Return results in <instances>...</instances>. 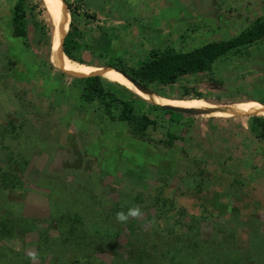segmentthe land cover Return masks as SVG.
Masks as SVG:
<instances>
[{"label":"rangeland","instance_id":"374dc122","mask_svg":"<svg viewBox=\"0 0 264 264\" xmlns=\"http://www.w3.org/2000/svg\"><path fill=\"white\" fill-rule=\"evenodd\" d=\"M68 1L76 9L81 28L103 26L111 31L113 52L130 66L146 62L153 50L187 52L231 39L264 16V0ZM36 3L53 38L57 18L52 7L47 0ZM12 8L13 1H0V264H33L28 256L31 251L38 254L37 264H135L132 252L140 250L142 242L152 244L159 234H166L161 228L169 219L157 211L160 195L174 202L169 222H175L181 209L188 218L204 214L208 221L203 223L202 234L209 237L216 221L236 216L238 224L230 226L238 235V251L247 256L250 250L255 255L264 250L263 241L255 245L250 239L254 229L245 225L252 218L260 219L264 235V141L259 144L250 141L253 138L234 135L248 128V116H264V109H254L264 107V42L231 52L210 72L182 77L162 88L163 96L153 92L191 107H231L240 111L233 117L244 118L201 121L196 125L197 135L181 131L186 142H176L171 151L160 149L151 162L148 154L139 153L132 144L127 151L124 145L113 151L114 129L100 132L105 124L97 125L100 118L92 108L80 113L69 93L60 96L50 91L61 75L52 70L43 81L40 61L32 53L37 40L28 49L12 37ZM67 13L70 24L68 8ZM83 58L88 61L90 56ZM10 59L19 61L11 72ZM66 59L76 70L99 69ZM32 101L34 110L29 109ZM208 115L200 116L214 117ZM206 130L213 133L205 135ZM185 149L189 158L182 154ZM198 169L206 171L202 191L195 187L199 181L190 178L185 182ZM164 177L169 178L168 185L162 182ZM107 201L140 206L144 214L126 224L112 218L121 234L116 241L104 239L106 230L115 231L101 224L107 217L103 211ZM79 217L90 219V225L79 226L73 236L68 226ZM86 230L90 240L79 242ZM253 258L252 262L261 260Z\"/></svg>","mask_w":264,"mask_h":264},{"label":"trees","instance_id":"16d2710c","mask_svg":"<svg viewBox=\"0 0 264 264\" xmlns=\"http://www.w3.org/2000/svg\"><path fill=\"white\" fill-rule=\"evenodd\" d=\"M0 1L2 3L13 1L12 37L20 39L22 45L28 49H32L31 41L37 40L36 51L32 53L33 57L38 58L40 61L38 69L42 73L43 81L48 77L49 71H57L61 75L60 80L51 84L50 91L60 96L70 94L68 97H72L76 102L74 106L80 113L87 112L92 108V112L96 114V117L98 116L97 118H100L97 119V125L105 124L104 130L102 128L100 132L108 133L114 129L112 132L118 136L114 135V139H112L115 144L113 151L123 145L127 151V146L132 144L135 150L141 154H148L149 160L155 162L154 158H157V156L153 155L159 154L160 149L171 151L176 142H186L185 137L181 135V131L185 130L197 135L196 125L201 121L227 122L244 118L231 117L223 119L212 117L208 119L200 116L211 117L208 114H192L170 110L141 98L134 91L106 76L95 74L75 77L63 72L56 67L50 58L51 32L47 23L41 18L40 5L36 3V0ZM64 2L71 16L70 29L62 49L66 58L80 64L99 68L112 67L119 69L147 90L161 96L164 95L161 92L162 88L176 84L182 77L210 72L217 61L231 52L264 42V16H262L254 20L248 29L231 39L210 42L187 52L173 49L153 50L146 62L139 66H130L123 57L113 52L114 39L109 29L103 26L92 29L81 28L77 21L76 9L68 0H64ZM87 17L96 19L95 16L87 15ZM85 54L90 56L88 61L83 58ZM17 64H19L18 59H10L7 66L8 71L15 70ZM33 64L38 66L36 62ZM35 83L36 81L32 83L33 90H35ZM35 108L36 106L32 101L29 109L34 110ZM247 118L250 121L248 128L238 131L239 134L236 131L234 135H241L245 140L253 138L250 141L260 144L261 141H264V116H248ZM107 121L108 123H106ZM253 125L258 127L254 128ZM210 132L206 130L205 135H210ZM192 137L194 136L192 135ZM245 140L244 142H246ZM116 145L117 147H115ZM245 145L248 146L246 143ZM188 148L195 151L192 146ZM182 154L188 158L190 157L186 149L183 150ZM262 156H264V153H262ZM232 158L231 155L227 156L228 160ZM164 159L168 161V159ZM205 175L206 171L204 169H198L191 177L187 176L185 182L190 178H192V181H199L195 187L197 190L202 191L204 190L203 178ZM168 179L167 177L162 178L164 185H168ZM186 188L191 190L189 186H186ZM159 199L158 214L170 221L171 218H168L171 212L170 206H174V202L162 195L159 196ZM116 204L107 201L106 206L103 207L107 217L102 220L101 224L106 225L108 229L114 227L112 218L116 217L117 212H126L129 208L135 207L134 204L131 206L125 205V207ZM175 209L177 210L176 207H174ZM177 214L178 217L174 223L168 221V223H165V227L161 228V231L166 233L163 237H160L159 234L155 237L156 239L152 240V244L150 240V242L144 241L139 245L140 247L138 246L140 250L135 253L132 252L133 257L130 256L132 262H136L135 264H264V250H257L256 255L253 250H250L251 252L248 251L247 256L244 252L238 251L240 249V246L237 245L238 235L235 229L230 226L231 223L238 224L236 216V218L224 220L222 223L216 221L213 226L214 233L209 237H203V223L208 221L204 214L188 218L185 209L178 210ZM72 220L70 221L72 222ZM88 221L90 219L84 217L75 219L74 223L68 226L69 232L71 231L70 233L73 236L77 235L78 227L84 228ZM260 224V219L254 220L253 218L245 224L249 227V230L254 229L250 234V239L255 245L259 242L262 243V241L264 244V235L261 234ZM113 229L115 231L112 234L106 232L107 230L105 231V240L114 239L116 241L119 238L121 234L118 227L115 226ZM88 230L81 233L79 242L90 240ZM151 247L154 250H151ZM255 256L261 260L252 262L251 260L254 261L253 257ZM208 260L210 262H207Z\"/></svg>","mask_w":264,"mask_h":264},{"label":"bare ground","instance_id":"6f19581e","mask_svg":"<svg viewBox=\"0 0 264 264\" xmlns=\"http://www.w3.org/2000/svg\"><path fill=\"white\" fill-rule=\"evenodd\" d=\"M47 1H49L50 5H51L50 8L52 7V11L57 18L58 32L60 33L61 30L63 29V33L61 35V38L58 40V42L55 46V50L53 53L54 55L52 57L54 64L60 70L66 72V73H69L71 75L80 76V77L81 76H89L90 74L95 72L99 75H103V76H106V77L111 78L113 80L127 84L136 93L146 97L147 99H149L151 101H155L156 103H158L164 107L174 109V110H179L182 112H193V111H199L200 112L201 111V112H205L208 114L217 115V116H221V117L235 116V115L240 114V111L232 109L231 107H227V106H214V107H210V108H208L207 106L191 107V106H187V105H184V104L176 102V101H172V100L160 97L156 94L151 93L147 89H143L138 84L134 83L128 77H126L120 70L115 69V68L105 67V68H99V69H96L93 71L74 69L69 64V62L66 59V57L63 53V50H62L63 37L69 29V16L67 13L66 3L64 2V0H47ZM205 107H207V108H205ZM254 109L260 110V109H264V107L263 106H256V107H254Z\"/></svg>","mask_w":264,"mask_h":264},{"label":"clouds","instance_id":"9594fccd","mask_svg":"<svg viewBox=\"0 0 264 264\" xmlns=\"http://www.w3.org/2000/svg\"><path fill=\"white\" fill-rule=\"evenodd\" d=\"M143 211L140 208V206H135L129 208L126 212L125 211H119L116 213V220L119 223L126 224L130 219L132 220H138L142 219L143 217ZM29 259L33 261V264H37L38 261V254L34 251H31L28 253Z\"/></svg>","mask_w":264,"mask_h":264},{"label":"water","instance_id":"95a60500","mask_svg":"<svg viewBox=\"0 0 264 264\" xmlns=\"http://www.w3.org/2000/svg\"><path fill=\"white\" fill-rule=\"evenodd\" d=\"M69 29H70V24H69ZM69 29H68V31L66 32V34L64 35V37H63V41H62V48H63V44H64V41H65V38H66V36H67V34H68V32H69ZM53 31L55 32V34H53V38H52V47H51V52H50V57H51V59H52V57H53V53H54V50H55V46H56V44H57V42H58V40L61 38V35H62V33H63V29L61 30V32L59 33L58 32V28L57 27H55V28H53ZM119 70V69H118ZM121 71V70H120ZM122 72V71H121ZM126 77H128L131 81H133L134 83H136V84H138L137 82H135L132 78H130L127 74H125L124 72H122ZM140 87H142L143 89H146V88H144L143 86H141L140 84H138ZM151 92V91H150ZM151 93H153V92H151ZM154 94V93H153Z\"/></svg>","mask_w":264,"mask_h":264},{"label":"crops","instance_id":"0c3cea01","mask_svg":"<svg viewBox=\"0 0 264 264\" xmlns=\"http://www.w3.org/2000/svg\"><path fill=\"white\" fill-rule=\"evenodd\" d=\"M207 114H208V113H207ZM210 116H211V115H210ZM213 116H214V117H217V118H223V119H224V118H231V117L233 118V116H225V117L216 116V115H213Z\"/></svg>","mask_w":264,"mask_h":264}]
</instances>
